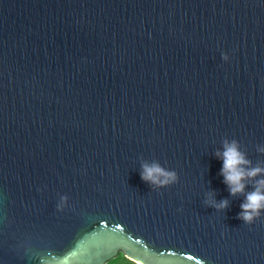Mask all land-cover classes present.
I'll return each instance as SVG.
<instances>
[{
	"label": "water",
	"instance_id": "water-1",
	"mask_svg": "<svg viewBox=\"0 0 264 264\" xmlns=\"http://www.w3.org/2000/svg\"><path fill=\"white\" fill-rule=\"evenodd\" d=\"M233 140L264 168V0H0V264H264Z\"/></svg>",
	"mask_w": 264,
	"mask_h": 264
},
{
	"label": "clouds",
	"instance_id": "clouds-1",
	"mask_svg": "<svg viewBox=\"0 0 264 264\" xmlns=\"http://www.w3.org/2000/svg\"><path fill=\"white\" fill-rule=\"evenodd\" d=\"M261 151H264V149H261ZM217 158L223 162L221 176L228 186L230 195L245 196L244 202L240 205L241 211L237 218L244 224L252 225L264 213V179L257 180L254 190L245 194V189L248 186L246 181L264 173V168H246L245 166L249 165L250 161L239 151L235 140L231 143L225 141L224 151L222 154L218 152ZM142 167L141 179L153 186H167L177 180L175 172L165 171L158 164H152L151 166L144 164ZM161 177L163 179H160ZM211 206L217 208V210H223L228 207V202L226 200L221 201L219 204L213 202Z\"/></svg>",
	"mask_w": 264,
	"mask_h": 264
},
{
	"label": "trees",
	"instance_id": "trees-1",
	"mask_svg": "<svg viewBox=\"0 0 264 264\" xmlns=\"http://www.w3.org/2000/svg\"><path fill=\"white\" fill-rule=\"evenodd\" d=\"M108 264H136L129 259H127L124 255L118 256L116 259L112 260Z\"/></svg>",
	"mask_w": 264,
	"mask_h": 264
}]
</instances>
